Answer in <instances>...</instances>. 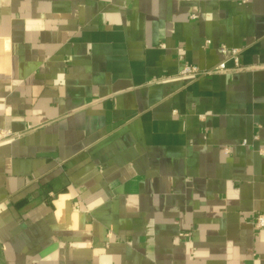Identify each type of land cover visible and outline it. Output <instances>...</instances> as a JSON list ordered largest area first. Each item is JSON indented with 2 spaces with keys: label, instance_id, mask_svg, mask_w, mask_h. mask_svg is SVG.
<instances>
[{
  "label": "crops",
  "instance_id": "1",
  "mask_svg": "<svg viewBox=\"0 0 264 264\" xmlns=\"http://www.w3.org/2000/svg\"><path fill=\"white\" fill-rule=\"evenodd\" d=\"M0 127V264H264V0H0Z\"/></svg>",
  "mask_w": 264,
  "mask_h": 264
},
{
  "label": "built area",
  "instance_id": "2",
  "mask_svg": "<svg viewBox=\"0 0 264 264\" xmlns=\"http://www.w3.org/2000/svg\"><path fill=\"white\" fill-rule=\"evenodd\" d=\"M206 43L208 44L209 41H206ZM221 51L226 52L224 47L221 48ZM237 54H238L237 49H232L227 54L228 58L232 59L234 62V65L231 68L226 66L225 60L219 62L218 64H216L212 68H208V69H200L195 65L184 63L179 70V75L182 77L195 78L198 76H204V75H208V74H212V73H218V72H224V71H228V70L244 69V66L241 65L238 61ZM14 136H15V134L10 129L0 127V144L10 141ZM242 143H245V140H243ZM252 221H253L255 228H257V229L264 228V214L263 213L255 214L252 218Z\"/></svg>",
  "mask_w": 264,
  "mask_h": 264
}]
</instances>
